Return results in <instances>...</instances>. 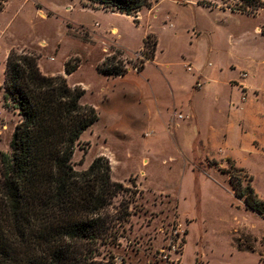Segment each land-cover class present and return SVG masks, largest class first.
Returning <instances> with one entry per match:
<instances>
[{"label":"rangeland","instance_id":"374dc122","mask_svg":"<svg viewBox=\"0 0 264 264\" xmlns=\"http://www.w3.org/2000/svg\"><path fill=\"white\" fill-rule=\"evenodd\" d=\"M81 1L85 0H7L0 10V152L12 151V137L22 119L6 97L5 65L10 49L39 56V67L47 75L67 76V61L79 62L69 83L82 86V103L94 105L100 119L79 139L72 163L81 171L96 156L109 154L112 177L137 192L136 214L131 216L126 236L120 245L97 243L96 260L106 261L114 255L118 264H162L161 248L167 247L172 229H182L178 226L181 220L189 229L182 250L184 264H264V218L246 208L223 175L234 163L208 158L192 120H180L173 135L167 129L163 117L172 101L165 74L168 66L152 62L145 71H130L125 76H106L97 69L117 49L124 51L117 54L128 70L140 66L143 39L154 32L161 43L158 60L172 62L185 80L186 67L180 61L189 48L192 29L198 26L206 33L207 61L213 63L212 68L223 69L211 82L228 101L229 80L242 68L250 76L256 72L251 81L264 86V9L247 14L219 6L212 10L199 0H152V8L126 15L85 7ZM210 1L235 4V0ZM113 27L118 32L112 33ZM231 64L238 66L237 71ZM237 97L234 89L233 99ZM262 106L255 108L260 118L264 117ZM237 124L238 120L233 126L238 131ZM151 130L154 133H148ZM261 130H257L259 139L264 134ZM250 142V136H245L241 156L250 172L236 167L232 169L234 180L243 191L248 178L254 177L251 184L264 199V150L251 149ZM239 243L254 246L256 251L240 249Z\"/></svg>","mask_w":264,"mask_h":264},{"label":"trees","instance_id":"16d2710c","mask_svg":"<svg viewBox=\"0 0 264 264\" xmlns=\"http://www.w3.org/2000/svg\"><path fill=\"white\" fill-rule=\"evenodd\" d=\"M4 9L7 0H1ZM211 9L257 14L263 0H235L227 6L199 0ZM85 6H102L127 15L151 8L152 0H85ZM136 18L135 20H137ZM264 32V31H263ZM158 40L154 33L144 38L140 72L154 58ZM114 50L97 67L105 75L123 76L129 66ZM39 56L10 49L5 65L6 97L19 109L22 119L11 141L12 151L0 152V264H118L114 255L106 261L95 257V245L121 244L135 213L137 192L112 177L108 157L96 156L85 170L72 163L79 139L100 119L94 105L83 104L85 90L70 85L64 73L47 75ZM80 63L68 60L65 73ZM230 183L244 199L247 209L264 218V199L248 178L239 189L232 169ZM243 171L241 167L238 168ZM137 190V189H136ZM119 197H121L119 199ZM240 249L254 251V246Z\"/></svg>","mask_w":264,"mask_h":264},{"label":"crops","instance_id":"0c3cea01","mask_svg":"<svg viewBox=\"0 0 264 264\" xmlns=\"http://www.w3.org/2000/svg\"><path fill=\"white\" fill-rule=\"evenodd\" d=\"M82 4L85 6L83 2ZM85 7L106 12H120L104 8L102 6ZM44 12L45 11H42L41 13L45 15ZM171 25H173V23H171ZM261 31L262 34H264L263 29H261ZM116 32H118L117 27H113L112 33ZM204 34L206 33L202 28L195 26L192 29V33L189 35L191 39L189 48L187 49V51L183 52L182 60L180 61V63H182L186 67L185 70L187 72V77L185 78V80H183L179 76L178 72L172 68V65H170V63L172 62H161L158 60L159 51L161 49V43L158 38L157 51L155 52L154 58L147 60L144 68H142L140 72L136 71V69H129L128 72L136 71V73H141L145 71L148 65L152 62L159 63V65L161 64L160 66L163 67L168 66V70H165V74H167V87L169 92L171 93L172 101L171 104L167 106L165 117H163V119H166L165 122L167 121L165 124L167 125V129L169 130L170 134L173 135V133L176 132L175 129L180 126V120H192V123H195L198 126L200 134L203 137V146L205 147L206 151L209 152V159L215 158L217 160H223V162H232L236 167L245 168L250 172V169L241 162V156L244 152L243 142L245 140V136L248 137L249 135L251 141V149L264 150V134L260 139L257 134V130L259 129H262V133L264 132V117L260 118V116L257 115V111L255 110L256 107L259 108L263 107L262 105H264V86L258 84L257 82L251 81V78L256 79V72H252L253 75L250 76L248 72L249 70H244V68H242L240 69L239 73L236 74V77L232 75L231 79L229 80V85H231L230 93L232 96L230 95L227 101L226 97L222 94L219 87L217 85H213V83L211 82V79H215L212 78V76L214 74H219V72H222L223 69L220 68L218 70L215 67L212 68L213 63L207 61V54L204 53L203 50L204 41L207 39ZM144 47L145 46L143 39V46L141 47V50H139V52H141ZM230 68L234 69L233 71H237L238 66L231 64ZM98 71L100 70L98 69ZM71 74L67 75L68 78ZM234 89L239 94V97H237V99H233ZM201 96H203L202 100H200ZM177 108L182 109L177 112ZM250 110L252 112H250ZM236 120L239 121V124H237L238 131L235 126H233ZM254 121L256 122L255 125H253ZM148 133H154V131L151 130ZM220 135H222L221 139H219ZM108 156L111 155L108 154ZM147 161L148 159L146 157L145 163ZM221 172L223 173V171ZM223 175L226 176L227 180L230 183V175L228 173H223ZM233 191H235L236 193V190L234 188ZM237 197L241 200L240 196ZM178 226H180L182 229L187 227L186 225L182 224L181 220L178 223ZM187 228L184 230L185 244L182 249L183 251L184 248H186V240L188 236L187 232L189 230Z\"/></svg>","mask_w":264,"mask_h":264},{"label":"built area","instance_id":"2783aa9c","mask_svg":"<svg viewBox=\"0 0 264 264\" xmlns=\"http://www.w3.org/2000/svg\"><path fill=\"white\" fill-rule=\"evenodd\" d=\"M135 69L137 71L136 66ZM184 236L185 235L180 228L171 230L167 247L161 248L160 251L159 259L162 264H183L181 254L184 247Z\"/></svg>","mask_w":264,"mask_h":264}]
</instances>
